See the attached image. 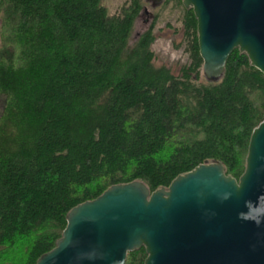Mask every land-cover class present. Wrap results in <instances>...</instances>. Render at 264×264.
<instances>
[{
    "label": "trees",
    "instance_id": "obj_1",
    "mask_svg": "<svg viewBox=\"0 0 264 264\" xmlns=\"http://www.w3.org/2000/svg\"><path fill=\"white\" fill-rule=\"evenodd\" d=\"M143 5L110 15L102 0H0V264H34L68 210L111 184L152 191L211 160L243 172L263 72L235 47L208 80L184 6L189 61L178 74L157 65L153 23L130 42ZM145 257L142 245L125 264Z\"/></svg>",
    "mask_w": 264,
    "mask_h": 264
},
{
    "label": "water",
    "instance_id": "obj_2",
    "mask_svg": "<svg viewBox=\"0 0 264 264\" xmlns=\"http://www.w3.org/2000/svg\"><path fill=\"white\" fill-rule=\"evenodd\" d=\"M182 4L195 14L208 80L222 76L235 47L264 74V0ZM142 245L143 264H264V118L238 178L211 160L152 191L139 179L111 184L68 210L55 245L34 264H125Z\"/></svg>",
    "mask_w": 264,
    "mask_h": 264
},
{
    "label": "rangeland",
    "instance_id": "obj_3",
    "mask_svg": "<svg viewBox=\"0 0 264 264\" xmlns=\"http://www.w3.org/2000/svg\"><path fill=\"white\" fill-rule=\"evenodd\" d=\"M128 0H102L108 14L113 15L120 11ZM182 14L183 5L177 0L163 1L153 6L149 0H144L143 8L134 22L130 42L153 23L154 40L151 47L155 54L154 62L169 67L174 74L179 68L188 63L189 56L182 41ZM200 73H203L202 71ZM2 96L0 95V110Z\"/></svg>",
    "mask_w": 264,
    "mask_h": 264
}]
</instances>
